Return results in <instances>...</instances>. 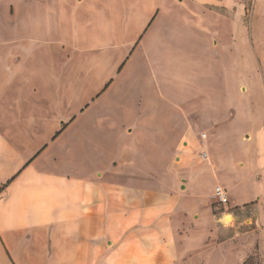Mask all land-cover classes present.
Listing matches in <instances>:
<instances>
[{
  "label": "crops",
  "instance_id": "1",
  "mask_svg": "<svg viewBox=\"0 0 264 264\" xmlns=\"http://www.w3.org/2000/svg\"><path fill=\"white\" fill-rule=\"evenodd\" d=\"M156 16L108 69L103 58H82L75 70L67 51L0 63V264L177 263L185 198L200 168L215 179L218 168L232 170L212 153V138L209 161L198 159L199 133L216 134L228 98L210 95L178 123L164 112L174 105L167 100L155 117L154 91L136 90L144 78L127 60ZM75 125L82 135L63 138ZM249 148L258 163L264 137ZM175 171L185 173L173 179ZM251 194L229 198V207L256 200V187Z\"/></svg>",
  "mask_w": 264,
  "mask_h": 264
},
{
  "label": "rangeland",
  "instance_id": "2",
  "mask_svg": "<svg viewBox=\"0 0 264 264\" xmlns=\"http://www.w3.org/2000/svg\"><path fill=\"white\" fill-rule=\"evenodd\" d=\"M156 9L158 16L127 60L129 73L144 78L136 90L154 91L155 117L167 100L174 105L164 112L178 123L198 101L213 94L228 98L216 134L207 131L205 149L212 138V153L223 155L232 170L225 175L218 168L215 179L209 167L200 168L194 190H188L194 195L185 198L176 264H264V170L257 172L264 156L257 163L247 150L259 134L264 137V0H0V63L25 51L52 52L49 60L55 51H67L75 70L82 58H103L108 69ZM56 43L63 49H55ZM82 131L71 126L62 137ZM180 173L173 172V179ZM216 180L228 199H249L256 187V200L218 209L210 199ZM225 213L231 222L223 220Z\"/></svg>",
  "mask_w": 264,
  "mask_h": 264
},
{
  "label": "built area",
  "instance_id": "3",
  "mask_svg": "<svg viewBox=\"0 0 264 264\" xmlns=\"http://www.w3.org/2000/svg\"><path fill=\"white\" fill-rule=\"evenodd\" d=\"M205 141H206V133L204 131L199 133V152H198V159L200 162H208L209 156L205 149ZM213 203L216 204V208L218 209H227L229 200L227 197V192L224 188L220 185H216L214 187L213 193L211 195ZM224 211H221V213Z\"/></svg>",
  "mask_w": 264,
  "mask_h": 264
},
{
  "label": "bare ground",
  "instance_id": "4",
  "mask_svg": "<svg viewBox=\"0 0 264 264\" xmlns=\"http://www.w3.org/2000/svg\"><path fill=\"white\" fill-rule=\"evenodd\" d=\"M223 220L225 222H231L232 220V215L230 213H225L224 216H223Z\"/></svg>",
  "mask_w": 264,
  "mask_h": 264
},
{
  "label": "clouds",
  "instance_id": "5",
  "mask_svg": "<svg viewBox=\"0 0 264 264\" xmlns=\"http://www.w3.org/2000/svg\"><path fill=\"white\" fill-rule=\"evenodd\" d=\"M225 226H227V224H225Z\"/></svg>",
  "mask_w": 264,
  "mask_h": 264
},
{
  "label": "trees",
  "instance_id": "6",
  "mask_svg": "<svg viewBox=\"0 0 264 264\" xmlns=\"http://www.w3.org/2000/svg\"><path fill=\"white\" fill-rule=\"evenodd\" d=\"M57 134H58V133H57ZM57 134H56V135H57Z\"/></svg>",
  "mask_w": 264,
  "mask_h": 264
}]
</instances>
